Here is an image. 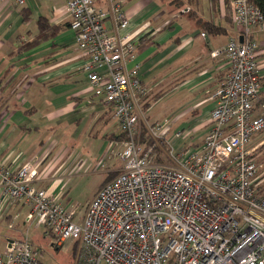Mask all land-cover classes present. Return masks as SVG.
I'll use <instances>...</instances> for the list:
<instances>
[{
  "label": "built area",
  "instance_id": "built-area-1",
  "mask_svg": "<svg viewBox=\"0 0 264 264\" xmlns=\"http://www.w3.org/2000/svg\"><path fill=\"white\" fill-rule=\"evenodd\" d=\"M97 1L66 0L65 9L77 49L86 56L81 70L124 138L121 169L76 222L72 208L35 186L34 165L10 169L0 163V211L6 203L27 206V222L52 235L57 247L75 239L87 264H264V194L250 148L264 131L258 45L250 31L264 28V15L250 0H232L241 32L211 52L225 57L227 73L203 142L191 149L173 143L185 139L183 130L166 138L168 119L146 128L140 123L136 108L147 88L139 65L128 67L138 42L120 34L130 23L120 4L107 12ZM141 128L151 145L141 140ZM0 264H41L39 251L24 234L0 255Z\"/></svg>",
  "mask_w": 264,
  "mask_h": 264
},
{
  "label": "crops",
  "instance_id": "crops-1",
  "mask_svg": "<svg viewBox=\"0 0 264 264\" xmlns=\"http://www.w3.org/2000/svg\"><path fill=\"white\" fill-rule=\"evenodd\" d=\"M171 1L99 0L97 4L109 12L118 3L129 17V26L120 34H130L138 42L128 67L139 65V79L147 88L136 108L142 126L158 122L152 119L154 104L173 99L177 118L171 129L186 134L184 140L173 143L198 149L209 128L215 92L227 73L225 57L214 58L211 52L238 38L241 30L233 22L232 0H181L180 9H173ZM65 3L26 0L18 5L15 0H0V163L10 169L34 165L35 186L67 206L61 180L91 162L103 165L109 153L122 151L124 138L111 109L93 96L87 74L81 70L86 56L77 49ZM42 17L60 30L20 51L38 34ZM204 24L214 27L213 31ZM106 27L114 29L110 18ZM250 35L258 45L261 101L264 28H252ZM90 155L100 158L96 161ZM121 166L119 160L107 170L105 182ZM20 211L16 203H6L0 211V255L24 234L29 238L28 229L18 224ZM34 229L39 235L36 240L47 234Z\"/></svg>",
  "mask_w": 264,
  "mask_h": 264
},
{
  "label": "rangeland",
  "instance_id": "rangeland-1",
  "mask_svg": "<svg viewBox=\"0 0 264 264\" xmlns=\"http://www.w3.org/2000/svg\"><path fill=\"white\" fill-rule=\"evenodd\" d=\"M164 100V99H163ZM173 104V99L166 98L164 101H158L154 104L153 118L157 119L158 122H162L164 119L169 120V124L166 128V138L170 139L173 135L174 131H172V124L176 120L175 111L171 107ZM146 129L141 128L140 137L141 140L145 142H153L151 139H147ZM146 136V139H145ZM250 148L252 149L253 156L258 164V180L261 182L264 181V131L254 137L250 144ZM91 151L88 150V153ZM158 154H160L161 159V151L158 149ZM95 158L97 161L100 157H92L91 155L88 158ZM164 159V157L162 158ZM105 163L103 165H98L97 162H91L87 165H84L81 169H78L74 172V174L63 178L61 180L64 186V201L76 214L74 221L80 222L87 204L98 191L100 186L109 178V174L107 170L113 169V165L119 162L118 153L112 154L109 153L108 156H105ZM164 162L167 164L171 163L164 159ZM112 178V177H111ZM110 178V179H111ZM109 179V180H110ZM261 182V183H262ZM19 205V204H18ZM21 211L19 213V221L18 224L20 228L24 231L28 229L29 240L32 245L39 251V260L41 264H87L82 258V252H77V246L75 239L66 240L60 247L54 245V238L50 234H46L42 236L39 240H36L39 235L38 231L35 228V224L31 222H27V214L29 212V208L24 205H20ZM16 219L18 218V214L13 215ZM22 220L25 222L26 227ZM101 264H104L103 262Z\"/></svg>",
  "mask_w": 264,
  "mask_h": 264
},
{
  "label": "trees",
  "instance_id": "trees-1",
  "mask_svg": "<svg viewBox=\"0 0 264 264\" xmlns=\"http://www.w3.org/2000/svg\"><path fill=\"white\" fill-rule=\"evenodd\" d=\"M250 1L264 15V0H250ZM171 4H174L173 9H180L183 6L181 0L171 1ZM37 24H38V34L34 37V39L30 43L26 44L25 46L20 47L19 48L20 51L26 49L27 47H32V46L39 44L45 40H48L49 38L53 37L60 30L59 27H54V26L49 25L48 21L43 17L38 20ZM204 27L206 29H208L209 31H213L212 28H214L209 24H204ZM262 95H263V98L261 99L260 103L264 104V91L262 92ZM146 136H145V139H146ZM148 138L149 137L147 136V139ZM152 143L153 142H149V143L147 142V144H150V145ZM155 151L158 152V149H155ZM261 182L258 180V183H259L258 188H259V192L261 194H264V181L262 183Z\"/></svg>",
  "mask_w": 264,
  "mask_h": 264
}]
</instances>
